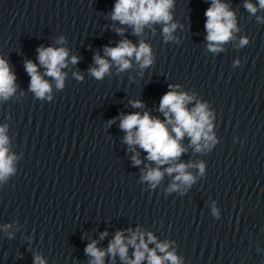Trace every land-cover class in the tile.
<instances>
[{
  "label": "water",
  "instance_id": "obj_1",
  "mask_svg": "<svg viewBox=\"0 0 264 264\" xmlns=\"http://www.w3.org/2000/svg\"><path fill=\"white\" fill-rule=\"evenodd\" d=\"M245 2L221 0L238 31L213 53L204 26L211 0H174L177 27L168 41L162 24L136 35L112 20L116 0H0V57L17 85L0 100V126H7L16 157L15 172L0 181V264H34L36 255L46 264H89V243L106 250L129 229L168 242L182 264H264V9L253 15ZM249 2L258 7V0ZM241 38L248 43L239 46ZM124 39L149 44L153 63L142 68L133 59L122 72L113 65L97 80L89 71L95 55ZM41 46L69 52L62 89L39 65ZM72 56L79 58L75 65ZM29 60L51 84V99L29 90ZM170 90L194 96L189 108L208 104L217 141L196 152L183 138L186 151L176 163L203 162L205 170L190 167L195 182L173 192L167 189L175 173H165L155 188L143 181L157 165L139 145L126 144L119 127L123 115L135 112L165 120L159 104ZM133 252L129 246V258ZM104 264L125 262L109 254Z\"/></svg>",
  "mask_w": 264,
  "mask_h": 264
},
{
  "label": "clouds",
  "instance_id": "obj_2",
  "mask_svg": "<svg viewBox=\"0 0 264 264\" xmlns=\"http://www.w3.org/2000/svg\"><path fill=\"white\" fill-rule=\"evenodd\" d=\"M173 3L174 0H116L111 19L132 27L136 35H140L146 26L162 24L165 41H168L173 39L172 33L177 27L171 22L170 9ZM245 8L254 15L258 10L264 9V0H258V7L246 0ZM204 15L207 18L204 26L207 32L208 50L213 53L222 51V45L234 39L233 33L238 31L235 14L229 10L228 5L221 3V0H211V5ZM117 31L123 32V29ZM63 39L61 37L58 43H63ZM247 43V38H241L239 46ZM37 51L39 65L45 69L44 75L52 77L56 88L62 89L66 76L62 69L68 66V50L64 47L41 46ZM133 59L142 68L151 65L153 56L150 45L141 41L137 46L130 40L124 39L116 47L106 46L103 57L99 54L95 55L96 67L89 71L93 77L101 80L113 65L121 72L129 69ZM78 60L77 56H72L70 62L75 65ZM25 70L31 78L29 90L39 99L46 97L51 99L49 93L52 86L43 78L38 65L31 60L26 61ZM73 75L77 79H83L79 73ZM15 81L16 76L11 71L9 63L0 57V100H7L15 94L17 89ZM178 87V85H169L170 89ZM194 99V96L185 92L170 90L162 96L159 104V111L164 114L165 120L155 118L147 111L142 115L139 112L123 115L120 120L119 127L126 133L124 142L130 147L139 145L147 152V159L157 165L155 168L149 167L142 176L143 181L148 182L153 188L161 182L165 173L169 176L175 173L173 182L167 189L168 192L180 191L182 186L190 187L195 182V177L188 171L190 167L198 168L201 175L204 173L203 162L176 163L186 151L181 144L185 136L190 138V145L196 152L210 150L217 143L213 133L214 114L209 111L207 103L199 101L194 107L189 108L188 105ZM131 103L133 107H142L141 101ZM6 131L7 126H0V181L6 180L15 172L16 157L9 152V138ZM132 159L135 165L141 163L135 155ZM166 164L170 166L161 170V166ZM213 213L216 214L215 209ZM129 231L131 232L129 237L118 231L106 250L99 249L96 241L89 243L85 248L86 254L91 257L89 264H104V257L109 254L113 258L119 255L125 264H142L145 260L147 264H182L181 258L175 254V251L168 250L170 247L168 242H157L151 232L145 234L139 229L134 232L130 229ZM105 235L107 233H102L101 238ZM149 243H154L155 248H149ZM129 246L134 248V258L128 256ZM158 252L162 255H158ZM34 264H46V262L40 255H36Z\"/></svg>",
  "mask_w": 264,
  "mask_h": 264
}]
</instances>
